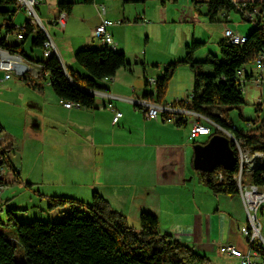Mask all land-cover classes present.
<instances>
[{"label":"crops","instance_id":"obj_1","mask_svg":"<svg viewBox=\"0 0 264 264\" xmlns=\"http://www.w3.org/2000/svg\"><path fill=\"white\" fill-rule=\"evenodd\" d=\"M244 1L260 0H235ZM60 3H71L72 8L63 22L54 23L53 20L61 11ZM204 3H207L206 0H43L39 14L43 21L46 20L54 26L56 34L53 40L61 60L66 63H63L65 67L85 72L75 64V53L81 48L102 46L95 39L94 31L103 18L116 22L109 29L113 34L116 49L126 54L129 66L119 69L114 77L101 81L103 88L95 92L94 108L65 107L62 99L51 87L47 76L38 79L30 77L39 85L33 87L21 78V83L17 82L14 76L4 79L5 72L0 70V125L3 127L4 145H9L12 150L10 159L13 168L19 165L16 154L21 153L20 170L15 172L12 169L13 179H7L5 176V181L7 184L15 181L27 187V205L33 203L36 197L48 204L54 196H72L90 201L95 191L103 195L109 203L113 197L125 201V193L128 197H133L134 192L137 198V192L132 187L133 182L129 183L127 180L128 159H148L152 176L148 177L146 182V179L143 180L146 184V195L153 192L152 187L161 186V190L166 194H172L173 191L177 196L181 190L190 198V201H183V205L182 197L178 196L184 211L180 214L185 217L180 219L176 216L178 213L174 207L175 203L167 199L172 207L167 211L168 222L161 224L163 231L209 257L211 253L219 252L229 258L239 259L221 251L225 244L248 249V243L244 246L238 244L235 228L239 227V223L233 214H227L220 208H217L215 213L207 211L203 206L204 202L208 198L212 199L214 193L204 185L199 189L197 185L193 188L189 183L194 178V151H191L190 143L193 139H202L199 142H203L208 139H205L206 136L209 137H192L191 128L194 121L211 126L209 118L187 114L186 122L178 123L177 114L166 118L160 113L158 119L151 120L135 103L136 99L145 98L146 93L156 92L155 83L147 87L146 79H156L168 64L184 59L187 46L191 44L190 39L192 42L197 40L207 44V41L198 38L199 28L207 24L201 18L204 14L201 8ZM233 11L240 14L233 9L227 11L226 16L218 15L214 20L210 18V21L219 22L221 30L224 31L226 26H233ZM26 21L16 25L22 26ZM162 26L167 29L165 35L168 34L163 42L164 50L159 52L155 44L152 47L153 52L149 53L148 47L152 41L157 40V30ZM177 26L182 28L181 32L172 38L171 30ZM191 29L192 38L190 34H185L187 32L188 35V30ZM143 35L146 50L136 55L134 61L137 67H133V60L127 53V45L134 38ZM224 39L225 36L218 42L220 57L219 43ZM182 53L185 55L181 56ZM210 53L214 54L208 51L202 56H196L195 53V58L204 60ZM30 55L34 59L43 58L42 51ZM243 70L250 74L247 77L245 73L242 78L246 81L244 99L253 100V91L258 88L261 95L256 100V105L261 107L264 88L252 79L255 74L254 64L252 70L247 66ZM193 90L194 71L187 64L180 65L169 82L166 97L160 103L172 105L178 100L191 97ZM151 101L157 102L156 95ZM108 102H112L123 113L117 123L113 121L114 112L106 107ZM213 111L221 112L219 108H214ZM134 129L139 130L138 137L135 136V140H127L132 137L130 133H133ZM80 187L83 192H80ZM241 201L244 206L242 198ZM14 202L15 200H4L1 197L0 211L8 207L21 210V204L11 206ZM189 202L191 212L185 206ZM116 208L115 210L120 212ZM147 210L148 208L143 206L140 213ZM150 210L157 215L155 209Z\"/></svg>","mask_w":264,"mask_h":264},{"label":"trees","instance_id":"obj_2","mask_svg":"<svg viewBox=\"0 0 264 264\" xmlns=\"http://www.w3.org/2000/svg\"><path fill=\"white\" fill-rule=\"evenodd\" d=\"M206 2L208 15L212 20L223 11L234 9L240 12L233 0ZM249 3L260 6L264 11V1ZM17 4V0H0V48L20 54L29 62L44 64L43 72L49 74L50 85L62 100L78 102L81 107L94 108V90L103 88V79L112 78L119 69L129 66L126 54L107 45L81 48L75 53V60L84 73L65 67L56 54L48 58L43 56L41 59H34L26 51L25 45L30 41L31 50L38 49L43 55L47 37L42 29L27 20L23 39L18 42L8 41L7 35L17 29L14 24V16L17 13L14 6ZM59 7L68 14L72 4L60 3ZM204 45L205 42L193 40L187 46L185 58L168 64L164 72L155 79L156 92L146 93L145 98L153 100L156 95L157 102H162L177 68L187 64L194 71L193 95L189 100L181 99L172 105L185 107L208 117L231 131L249 150L264 153V118L248 119V123L255 127L245 131L237 128L229 117L230 110L245 103L244 93L238 83V72L253 63L264 46L262 27L256 25L249 33L247 42L242 45L232 44L226 38L222 40L219 43L221 57L210 53L204 60H196L195 53ZM206 65L213 68V73L203 70ZM245 73L247 77L250 76L248 72ZM41 77L46 76L43 73ZM21 79L33 87H39L28 76ZM150 85V80L146 79V86ZM221 106L226 109H220L221 112L213 111ZM260 110L262 109L259 105L257 111ZM162 114L166 118L172 115L169 112ZM177 119L178 123L186 122L183 116H177ZM0 127L3 130L1 125ZM214 134L226 135L215 125H211L208 139L203 142L195 140L194 145L207 143ZM230 141L237 156L236 143L233 139ZM11 151L9 145H3L2 153L6 157V163L16 171L11 164ZM196 171L201 184L214 194L239 195L236 180L239 172L238 159L228 169L218 166L213 172ZM245 180L264 186V164L246 173ZM67 205L71 206L70 210L64 212L58 220L33 222L19 221L16 216L19 208L8 207L7 222H3L0 216V227H10L12 234L0 230V264H212L208 255L178 241L166 232L163 233L159 217L151 211L141 213L140 228L136 229L130 226L127 217L114 210L98 191L94 192L91 203L69 196L51 197L48 209L53 211ZM250 246L264 259V245L260 240L253 241ZM18 247L24 251L23 260L16 258Z\"/></svg>","mask_w":264,"mask_h":264},{"label":"rangeland","instance_id":"obj_3","mask_svg":"<svg viewBox=\"0 0 264 264\" xmlns=\"http://www.w3.org/2000/svg\"><path fill=\"white\" fill-rule=\"evenodd\" d=\"M233 1H235V0H233ZM237 1H241V0H237ZM260 1H264V0H260ZM201 8H202V11L204 13L201 18L205 22V24L206 23L207 24L206 25L202 24L203 26L199 28L198 35L200 37H198V38H202L201 40L207 41V44L205 46H203L202 48H200L196 52V56H202V55H204L205 52L211 51L214 54H216V52H218L217 55L220 57V51L218 49V42L225 36V33H224V31L221 30V25L219 22H217V21L211 22L210 21V17L207 15L208 4L204 3ZM14 9L17 10L16 19L14 20L15 25H16V23L17 24L18 23H24L25 20L28 19L26 12L24 10H21L18 4L16 6H14ZM42 16L45 17L44 13H42ZM231 17L233 18V22H231V24L233 26H231V27H233L234 30L236 29L240 32H245V33L249 34L250 32H252L253 29L256 28V25L254 23L242 20V16L239 13H236L233 11L231 13ZM43 22H44V25H45L46 29L48 30L49 34L51 35L52 39L55 40L56 32L53 29L54 26L50 25L46 20H44ZM181 29L182 28L180 26L173 27V29L171 30V32H172L171 37L174 38V37H176V35H179L181 32ZM166 30L167 29H165L163 26L158 28V30H157V32H159L158 38H157V40L152 41L151 44L149 45V47H148L149 53L153 52L152 47L155 44H156L155 45L156 49L159 50V52H163V50H164V43L163 42L166 39V37L168 36V34L165 35ZM188 31L190 33H188V35H187V32H186L185 33L186 36H189V34H190V38H192V35H193L192 29L188 30ZM5 32L6 31H4L3 33L5 34ZM223 33H224V35H223ZM16 34H17V29H15L13 31V33L8 35L9 41H11V42L20 41L17 38ZM155 41H156V43H154ZM190 43H192V39H190ZM30 45H31L30 41H28L27 44L25 45L26 51L29 54L30 53L33 54L34 52H36V53L40 52V50H38V49H35V51H32ZM145 50H146L145 49V35L141 36L140 38L139 37L134 38V40L130 44L127 45V53H128V56L133 60V65H132L133 67H137V64L134 61L136 59V55L140 54V52H144ZM185 54H183L181 56H184ZM62 63L66 64L65 61H62ZM75 64L78 67H80L77 62H75ZM252 67H253V63H250L247 65V68L249 70H252ZM80 69H82V68L80 67ZM204 71L208 72V73H213V68L210 65H206L204 68ZM14 77H15L14 79L17 82L21 83V80L17 75ZM260 95H261V90L258 88L254 89L253 94H252V96L254 98L253 100H250V101L246 100L242 106H240L238 108H234V109L229 111V117L234 122V125L237 128L243 129L245 131L250 130L252 127L254 128L255 125L248 123V121H247L248 119L249 120H255V119H258L259 117H260V119L264 118V96H263V101L261 102L262 110L257 111L258 107L256 105V100L260 97ZM219 109H226V107L221 106V107H219ZM209 124H211V123L209 122ZM138 132H139L138 129H134L133 133H130L132 137L128 138L127 140H135V136L138 137V135H139ZM207 138H208V136H206L205 139H207ZM196 140L202 141V139H196ZM194 141H195V139H193L190 143L191 151H194ZM129 153H133V151H129ZM20 154L21 153L16 154V156L18 157L17 162L19 164L16 167L18 169V171L20 170V167H21V165H20V156L21 155ZM126 169L128 171V177H127L128 179L127 180L129 183L133 182L132 187H134V189L137 192V198H136V195L134 194V192H133V197H128L127 194L125 193V197H124L125 201L121 200L120 198L113 197L110 201V205L114 210H115V207H117L120 212L122 211V213L127 216L128 223L130 226H133L136 229L140 228V214H141L140 210H141V207H143V206L148 208L147 211H152V210H150V208L155 209V211L157 212V215L160 218V221L162 222L161 224L168 222L169 213L167 211L172 206H171V204L168 203L167 199H169L171 202L175 203L174 207L177 210L178 214L176 216H178V219L183 217V215H182L184 213L183 207H182V205H180L178 200H179V197L181 196L183 205H184V202H187V200L190 201V198L186 197L187 194L185 192L180 190V192H178V195L176 196L173 194L174 193L173 191H172V194H166V192L161 190V186L159 188L151 186L153 189V192H151L148 195L145 194L144 186L146 184L143 183V180L146 179L144 181V182H146L147 178L152 176V170L149 167L148 159H143V160H140V158L139 159H128ZM11 171H12V169H10V167L7 165L5 176L7 177V179H10V180L13 179V174ZM192 172L194 174V178H193V181L189 182L190 185H192L193 188L195 187V185H197V187H199V189H201V187H203L202 186L203 184H201V182L199 180V175H198L197 171L192 169ZM131 174L133 177L131 176ZM190 175H189V177H190ZM16 179H17V177H16ZM19 185L20 184L15 182V181H14V183L7 184L4 191L1 194V197H3L4 200L5 199L15 200L14 203H11V206H16V204H21L19 206L22 209L18 210L16 212V216H17L18 220L21 222H33L34 220L56 221L64 214V212L69 211L71 208V206L67 205L65 207L56 208L51 213L50 210L48 209V206H49L48 202H46L45 200L43 202H41L38 199V197L34 198L33 203H28V205H27L26 202H27L28 195H29V193L27 192L28 189L24 184H22L20 186ZM136 187H137V189H136ZM80 190H81L80 192H83L82 187H80ZM131 196H132V194H131ZM69 197H72V196H69ZM85 202L91 203L92 200L89 201L88 199H86ZM185 206L191 212V209H189L191 207L190 202L188 205H185ZM203 206L205 207V209L207 211L214 212L217 208L218 209L220 208V210H222V211L224 210V212H226L227 214H229V213L233 214V216L235 217V219H237V221L239 223V227L237 226L235 228V233L237 235L238 244L244 246L245 243H247L246 238H245L244 234L242 233V229H243V227L248 225V215H247V212H246V210L242 204L241 198L239 196H233V198H232V197H230L228 195H224V194H219L218 196L216 194L215 195L213 194V198L212 199L208 198L204 202ZM6 210L7 209H5L4 211H0V216L3 220V222H5V223L7 222V214H6L7 211ZM180 212H182V214H180ZM259 214H260L259 215L260 219H262L264 217V213L263 214L259 213ZM183 218H185V217H183ZM262 223H263V225L261 228L259 240L264 245V221H262ZM0 230L6 231L9 234H12V229L10 227L1 226ZM161 231L163 233H165V231H163V229H162V226H161ZM16 258L19 260L24 259V251L21 247H18L16 250ZM210 258L212 260V264H240L241 263L239 259L229 258V256L224 255V254H220L219 252L211 253Z\"/></svg>","mask_w":264,"mask_h":264},{"label":"built area","instance_id":"obj_4","mask_svg":"<svg viewBox=\"0 0 264 264\" xmlns=\"http://www.w3.org/2000/svg\"><path fill=\"white\" fill-rule=\"evenodd\" d=\"M17 3L21 10H24L28 16V21L34 26L39 27L46 34V41L44 45L43 56L48 58L49 56L56 54L59 58V52L56 48L54 40L46 29L44 22L39 14V7L43 3V0H17ZM240 14L242 15L245 21L252 22L256 25H260L264 32V11H262L260 6H254V4L249 2H235ZM103 13H105V8L103 7ZM227 12H220L219 15L224 17ZM67 16V12L60 11L57 17L53 20L54 23L63 22ZM116 22L109 18H103L101 23L97 25L94 31V37L102 45H107L116 49V43L113 37L110 27L113 26ZM17 28V38L23 39L25 24L22 26L16 25ZM225 38L232 44L242 45L247 42L248 35H244L233 28L226 26ZM61 59V58H60ZM255 74L252 76V79L261 85L264 88V46L257 55L256 60L253 62ZM44 64L42 63H32L24 59V57L17 53H12L9 50L0 48V70L5 72L4 79H10L13 76L17 75L19 78L28 76L35 79L41 77L44 73L45 76H49L47 72H43ZM244 70L241 69L238 72V83L240 89L243 93L246 92V81L242 80L244 77ZM105 79H110L106 77ZM155 79H151V83H155ZM50 83V80H49ZM96 90H94L95 94ZM191 97L187 98L189 100ZM62 103L67 108L72 107H81V104L74 101L62 100ZM135 103L140 106L148 119L156 120L158 119L160 113L169 112L171 114L184 115L185 118L187 114H195L198 117L204 116L200 113L189 110L181 106L173 105H161L157 102L148 100L146 98H139L135 100ZM106 107L114 112L113 121L117 123L122 117L123 113L120 111L112 102H108ZM206 117V116H204ZM208 118V117H207ZM212 125H215L217 128L222 130L226 135L231 137L237 146L238 155L237 159L239 162V172L236 176V180L239 186V195L243 200L245 210L248 215V225L243 227L242 233L244 234L246 241L248 243V249L243 250L236 247L235 245L225 244L221 247V251L228 253L240 259L241 264H264V259L261 257L260 253L256 250H253L250 244L259 240L262 222L260 219L259 213H264V186H258L246 182L245 174L251 172L255 165L264 164V153L259 151H251L246 148L234 135L231 131L226 130L219 124L215 123L209 119ZM211 126H206L200 124L198 121H194L191 128L192 137H198L200 135H210ZM4 145L3 130L0 127V199L1 194L6 187L5 173L7 169L6 157L2 153V147ZM17 169V168H16ZM18 172V169L15 171Z\"/></svg>","mask_w":264,"mask_h":264},{"label":"water","instance_id":"obj_5","mask_svg":"<svg viewBox=\"0 0 264 264\" xmlns=\"http://www.w3.org/2000/svg\"><path fill=\"white\" fill-rule=\"evenodd\" d=\"M231 137L214 134L207 143L194 145L193 167L202 172H213L218 166L230 168L237 162L235 151L231 147ZM259 165H255L253 170Z\"/></svg>","mask_w":264,"mask_h":264}]
</instances>
